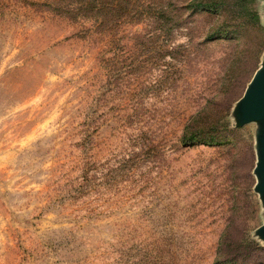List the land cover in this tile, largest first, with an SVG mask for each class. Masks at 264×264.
<instances>
[{"label":"rangeland","instance_id":"1","mask_svg":"<svg viewBox=\"0 0 264 264\" xmlns=\"http://www.w3.org/2000/svg\"><path fill=\"white\" fill-rule=\"evenodd\" d=\"M167 1L0 0V264H215L234 214L264 264V123L241 97L229 145H182L234 46L204 16L169 38Z\"/></svg>","mask_w":264,"mask_h":264},{"label":"trees","instance_id":"2","mask_svg":"<svg viewBox=\"0 0 264 264\" xmlns=\"http://www.w3.org/2000/svg\"><path fill=\"white\" fill-rule=\"evenodd\" d=\"M255 2L256 0H168V5H165L164 10L161 9L155 18H164L167 36L172 39L177 31L182 29L190 35L193 27L200 21L199 16L211 18V26L204 43H201L224 39L234 46L232 59L227 64L218 94L187 123L180 140L182 145L225 146L230 144L231 135L235 130L229 126L226 118L232 104L242 97L258 70L264 50V43L258 49H253L249 38L242 45L243 35L254 30L260 33L262 31L264 34L255 11ZM102 6L105 12L103 25L106 22V16L115 12L117 5L113 3ZM188 47L189 44L179 45V49ZM227 99H229L228 103ZM233 148L232 145L229 146L230 150ZM235 216L234 214L229 219L220 238L215 264H246L253 253L261 250L258 245L248 242L246 232L244 229L241 230Z\"/></svg>","mask_w":264,"mask_h":264},{"label":"water","instance_id":"3","mask_svg":"<svg viewBox=\"0 0 264 264\" xmlns=\"http://www.w3.org/2000/svg\"><path fill=\"white\" fill-rule=\"evenodd\" d=\"M240 114L243 124L253 122L264 123V69L257 70L249 82L240 99ZM256 172L259 177L257 190L264 199V134L261 138Z\"/></svg>","mask_w":264,"mask_h":264}]
</instances>
